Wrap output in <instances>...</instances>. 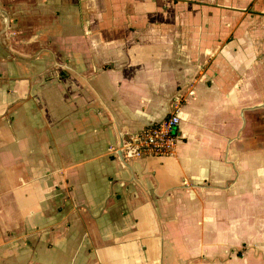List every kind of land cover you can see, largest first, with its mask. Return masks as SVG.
I'll return each mask as SVG.
<instances>
[{
  "label": "crops",
  "instance_id": "obj_1",
  "mask_svg": "<svg viewBox=\"0 0 264 264\" xmlns=\"http://www.w3.org/2000/svg\"><path fill=\"white\" fill-rule=\"evenodd\" d=\"M0 264H264V0H0Z\"/></svg>",
  "mask_w": 264,
  "mask_h": 264
},
{
  "label": "built area",
  "instance_id": "obj_2",
  "mask_svg": "<svg viewBox=\"0 0 264 264\" xmlns=\"http://www.w3.org/2000/svg\"><path fill=\"white\" fill-rule=\"evenodd\" d=\"M173 110L163 120L148 124L138 133L130 136L123 145L125 160H139L147 157H171L181 141L180 118L177 113L179 98H175Z\"/></svg>",
  "mask_w": 264,
  "mask_h": 264
}]
</instances>
